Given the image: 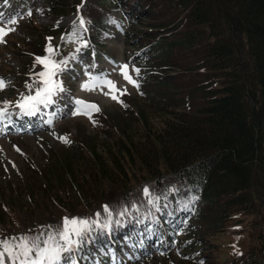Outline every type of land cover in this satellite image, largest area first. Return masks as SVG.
I'll return each mask as SVG.
<instances>
[{
	"label": "trees",
	"instance_id": "16d2710c",
	"mask_svg": "<svg viewBox=\"0 0 264 264\" xmlns=\"http://www.w3.org/2000/svg\"><path fill=\"white\" fill-rule=\"evenodd\" d=\"M102 1L50 0L56 16L81 7L96 52L104 48L105 24L115 11L121 13L124 40L131 49L125 54L128 65L155 84L149 87L160 94V101L139 97L156 105L159 116L140 110L131 117L135 126L125 121L111 127L123 159L111 158L110 169L102 165L94 142L89 156L96 167L78 177L64 158L57 162L64 167L61 174L50 184L47 174L22 175L16 190L22 188L26 194L21 197L29 195L31 203L45 201L43 210L48 205L64 208L62 200L70 201L75 193L80 209L71 208L70 202L64 217L33 220L8 207V214L0 215V240L37 237L45 228L55 230L65 217L94 218L98 211L103 216L104 205L128 206L129 214L113 217L119 223L107 231L93 230L69 256L77 254L82 264H89L94 254L104 259L114 247L129 256L151 248L164 252L167 246L174 247L167 256H173L172 264H264V0ZM70 29H63L66 35ZM42 30L43 46L63 32L52 25ZM10 39L5 37L6 49ZM18 51L20 57L35 53ZM23 66L20 78L30 71ZM11 68L6 66L12 74ZM178 96L181 104L175 103ZM135 165L138 171H133ZM100 182L112 185L96 192ZM52 185L58 194L52 193ZM144 188L164 199L167 208H160L161 199L159 211L153 208ZM188 196L197 197L199 206L184 210L181 203Z\"/></svg>",
	"mask_w": 264,
	"mask_h": 264
},
{
	"label": "rangeland",
	"instance_id": "374dc122",
	"mask_svg": "<svg viewBox=\"0 0 264 264\" xmlns=\"http://www.w3.org/2000/svg\"><path fill=\"white\" fill-rule=\"evenodd\" d=\"M99 1L103 4L102 0ZM52 4L50 0H9L7 2H5V0H0V13L4 15L5 20L12 16H15L17 19L16 24H0L5 28H15V33L12 39L9 40V50L6 49L3 44H0V49L4 50L5 56V58H0V78H4L6 81L10 82L6 90L0 91V104L4 101L16 102L21 94H26L21 92L22 90H19L21 87H24L23 82H21L22 78L26 80L25 82H30L32 79L30 76H23L20 80L18 79V81L12 83L11 80L14 77L12 74L16 75V73L22 70L21 66H23V64H25L32 73L35 67L40 66L35 64V59L31 55L18 56V49L22 50L27 48L39 53L41 48H44L43 44L46 38L44 37V30H42L44 27L52 25L53 27L61 28L62 31L75 18L76 12H71L70 7L64 14L59 16L54 15L55 10L52 9ZM29 10L32 11V15L34 16L30 20L27 15ZM120 16L119 12L113 16V20L116 21V26H106L108 31L104 40L112 46L109 49L99 50V53L103 54L105 57H109V59L113 58V63H120L117 65L107 64L99 59V57L96 58L93 55L89 56L88 50L85 51V56L87 57H83L87 58L88 65L92 66L96 64L101 67L95 76H102L108 80H112L115 82L117 88L126 89V92H129L128 95L125 94L119 97V99L123 101V105L112 100L110 95H106L109 91L106 87L103 89L97 88L95 91H83L81 85L89 79L91 72L86 66H80L68 75V80H72L70 83L72 85L71 88L66 86V80L62 82V72L59 74L58 79L61 81L65 91L56 96L57 100L54 107L51 109L52 111L45 110L41 106L39 113L28 116L29 118L24 123V126H22V128H26L24 132H20V134L14 136H2L1 129L3 127L0 125V198L2 200V203H0V215L2 214V216H4L8 214L6 211L9 207L10 210L16 209V213L26 218L30 217L33 220L60 218L64 217L61 216L64 213L63 209L70 205L68 204L70 202L72 204L71 208H77L79 210L80 208L75 206V193L69 196L70 201L67 198L62 200L64 202V208L48 205L47 210H43L41 207V204L46 203L45 201L40 200L38 203H31L28 201L29 195L21 197L24 196L23 194H26L24 193L25 191H23L22 188L16 189L21 184L20 180L22 175H24V178H28L34 173H37L39 176L43 174L45 176V174H47L50 184L52 179L55 180L58 177L57 174H61L64 167L57 162L60 158H64L71 163V166L73 165L77 169L78 174L75 173V175L77 174L76 176L78 177L80 173L87 172L90 168L96 167V163L93 162V157L89 156V149L93 148L92 144L94 142L97 144L94 148L99 147L98 153L102 165L106 164L110 169L113 166L111 158L118 161H122L123 159V154L119 149L120 139L116 133L110 135L109 131L111 127L114 125L124 126L125 121H129L130 124L132 123V125L135 126L137 121L136 119H131V117H135V114L138 115L140 110L151 113L148 114L150 117L159 116L156 115V105L150 106L152 103L146 105V102H143L139 95H136V93L141 92V82L139 81L142 79L140 77L142 73L139 78L135 73H131L134 79L137 81L139 79V89L128 84L120 74V66L127 64L129 61L127 59H130V57L125 56V54L127 51H131L123 39V33L119 32L120 24L123 25L124 29L126 28ZM34 23L39 27L33 28ZM139 28L141 29V27ZM61 39L60 36H56L53 41L62 42ZM65 43V47H69L68 44H73L69 39H67ZM1 53L2 52H0V54ZM9 64L15 73L10 70L13 73L11 76L6 77L3 68ZM132 68L133 67L129 66L130 71ZM6 73L9 74L8 69ZM188 86H191V84L188 83ZM144 89L145 87L142 86V90ZM148 91L150 98H157L160 101V94L155 92L154 88H148ZM149 97H147L146 100L150 99ZM180 97L181 96H178L176 98L175 103L181 104L183 102ZM76 100H83L88 103L93 102L94 104L96 102L102 106L103 111L96 115L91 121L87 122L84 121V119L72 118V116L69 115L74 112L77 107L75 104ZM133 108H135V110L131 112ZM49 116L52 117L54 124L53 122L49 123ZM98 117H100L99 121ZM93 121H95V124H92ZM33 124H35L37 128H35L34 131L32 130V132L28 131L27 129H29L31 125L33 126ZM16 128L18 129V126ZM19 130L20 129L17 131ZM63 136H67L71 142L67 144L63 143L60 139V137ZM85 145L89 148L87 149ZM139 169L140 167L138 165L133 167V171H138ZM31 184H34V182H31ZM108 184L110 186L112 185L108 182H100L96 192H100V189L103 190L105 188L104 185ZM52 186V193L58 194V187L55 185ZM37 187L38 186L35 188ZM112 187V189L115 190L116 186L113 185ZM114 190H112V192ZM110 193L111 191L108 190L104 192V195H109ZM104 195L102 192L100 196ZM194 201L193 199L190 200L187 198L183 207H189ZM27 220L28 219H25V222H27ZM48 232L49 231L46 229L43 235H41L43 240L47 238ZM219 254L224 258L221 251ZM161 257L162 256H159L145 263V261L141 262L137 260L123 262L114 256L109 259L108 264H172L171 258L173 256L166 258ZM5 259L7 264H14L13 260H8L7 256H5Z\"/></svg>",
	"mask_w": 264,
	"mask_h": 264
},
{
	"label": "snow or ice",
	"instance_id": "6c2138e0",
	"mask_svg": "<svg viewBox=\"0 0 264 264\" xmlns=\"http://www.w3.org/2000/svg\"><path fill=\"white\" fill-rule=\"evenodd\" d=\"M7 2V0H5ZM40 11V10H37ZM27 15L30 17L32 11L29 10ZM17 19L15 16L9 17L5 20L4 15L0 13V24L12 25L16 24ZM85 21L83 17L79 18V25L74 22V31L68 39L77 40L81 39L78 34L79 29H83ZM86 31V29H84ZM15 28L0 27V44L6 43L5 37ZM51 37L48 38L49 44L45 48L44 56L35 57V64L40 65L43 70L35 74L36 79L32 83H26L25 87L28 89V94H21L17 101L12 102L4 101L0 104V123H5L11 120L12 112L9 111L10 107L18 109L19 116H33L40 112L41 106H49L55 103L54 97L59 93L65 91L61 81L58 79L59 74L64 70L67 65V60L57 61L55 59L56 49L51 44ZM64 39V37H62ZM82 46H87L86 43ZM79 51V49H77ZM75 59V57H73ZM131 73L139 76V69H129V65L124 64L120 66V74L123 79L133 87L139 89V83L133 78ZM9 81L0 78V91L6 90L9 86ZM108 88L110 98L123 105V101L119 99L126 93V89H119L112 80H108L102 76L89 75V79L81 85L83 91H95L97 88ZM76 108L73 115H85L89 119L92 118V113L100 112L98 105L88 103L83 100L75 101ZM51 123V121H49ZM95 124V121H93ZM63 143H70L71 141L67 136L60 137ZM174 191V190H173ZM148 203L159 211L160 196L150 193L148 188L143 189ZM198 199L194 197L193 200ZM187 207V205H186ZM132 209L139 212V209L132 205ZM103 216L101 212H96L94 218H68L62 220V224L57 226L55 230L49 231L47 238L43 240L41 246V237H29L22 235L20 237H11L0 240V264H3L5 256L15 261V264H61L62 254L67 252L69 254L78 250L85 239L95 229L107 231L111 228L112 224L119 223V220L113 217H123L129 214L128 206H123L119 209H112L109 205L103 206ZM51 227V226H49ZM43 235V233L41 234ZM235 247V246H234ZM238 251V250H237ZM164 255L163 252L160 253ZM67 264H76L75 259L70 255Z\"/></svg>",
	"mask_w": 264,
	"mask_h": 264
}]
</instances>
